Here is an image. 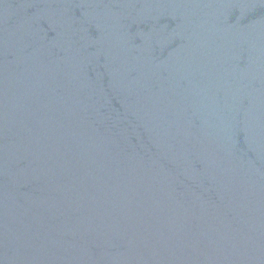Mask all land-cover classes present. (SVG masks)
<instances>
[{
	"label": "water",
	"instance_id": "obj_1",
	"mask_svg": "<svg viewBox=\"0 0 264 264\" xmlns=\"http://www.w3.org/2000/svg\"><path fill=\"white\" fill-rule=\"evenodd\" d=\"M0 264H264V0H0Z\"/></svg>",
	"mask_w": 264,
	"mask_h": 264
}]
</instances>
